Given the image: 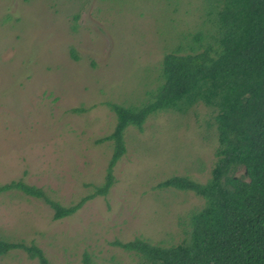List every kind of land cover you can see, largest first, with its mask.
Here are the masks:
<instances>
[{
    "label": "rangeland",
    "instance_id": "obj_1",
    "mask_svg": "<svg viewBox=\"0 0 264 264\" xmlns=\"http://www.w3.org/2000/svg\"><path fill=\"white\" fill-rule=\"evenodd\" d=\"M207 3L0 0V186L22 180L63 205L93 192L113 152L112 141L97 142L116 123L108 104L152 101L163 54L179 43L187 51L194 33L202 31L205 43L215 31ZM214 114L199 103L151 114L143 130L129 126L113 186L71 215L54 219L48 202L0 192V238L32 242L52 264H82L85 252L95 263L135 264L113 240L181 241L203 199L156 184L173 175L207 180L216 160ZM0 264L36 259L12 248Z\"/></svg>",
    "mask_w": 264,
    "mask_h": 264
},
{
    "label": "trees",
    "instance_id": "obj_2",
    "mask_svg": "<svg viewBox=\"0 0 264 264\" xmlns=\"http://www.w3.org/2000/svg\"><path fill=\"white\" fill-rule=\"evenodd\" d=\"M205 1L215 31L207 34L205 43L200 42L202 31L194 33L187 51H181L179 43L163 54L152 101L140 106L108 104L116 123L97 141L113 143L102 184L70 205L51 200L22 180L3 184L0 192L18 190L46 201L54 219L71 215L113 186V168L126 151L124 133L129 126L143 130L151 114L184 113L200 103L215 113L216 160L209 177L199 182L173 175L156 184L191 189L202 197V206L189 215L184 237L170 244L144 236L112 242L134 254L135 264H264V0ZM12 248H22L36 264H52L34 243L0 238V255ZM82 264L107 263H95L85 252Z\"/></svg>",
    "mask_w": 264,
    "mask_h": 264
}]
</instances>
